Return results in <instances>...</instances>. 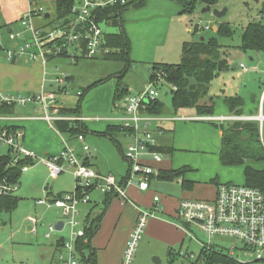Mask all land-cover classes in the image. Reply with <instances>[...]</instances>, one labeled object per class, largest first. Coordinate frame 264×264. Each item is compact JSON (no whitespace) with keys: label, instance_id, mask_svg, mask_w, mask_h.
<instances>
[{"label":"rangeland","instance_id":"rangeland-1","mask_svg":"<svg viewBox=\"0 0 264 264\" xmlns=\"http://www.w3.org/2000/svg\"><path fill=\"white\" fill-rule=\"evenodd\" d=\"M24 0H18L16 6L22 5ZM184 5L177 0H146L141 7L131 8L122 14V27L117 23L102 24V29L106 35L124 34L130 44L128 66L125 60L108 61L104 64V71L107 72L109 80L103 84L101 91L96 94H91V90L85 95L82 101V116L88 120L100 122L101 118L112 117L120 118L118 112H110L104 115L98 112L97 106L104 103L105 98L109 95V89L116 83L126 85L129 89V95L132 97H140L147 87L153 83L151 81L152 63L158 62L162 64H179L182 58V48L185 43H208L211 40L216 41L223 46V52L229 59L232 60L229 70L224 73H219L212 89V97L214 98V116L229 115L227 106L221 97L224 96L222 91H226L227 97H240L245 102V115L258 116L259 104L254 108L252 99L261 100L264 92V51L251 52L242 50V36L244 30L250 23L256 22L259 14H264L263 0H183ZM186 6V8H185ZM194 6V7H193ZM208 7L210 12H204ZM191 8V9H190ZM184 9H190L191 13L184 12ZM194 9V10H193ZM226 10L227 13L222 18H217L215 11ZM204 12V13H203ZM11 13V12H10ZM27 14L16 13L13 20H22ZM264 20V19H263ZM206 27L209 30H206ZM217 29L228 27L231 34L226 36L222 33L214 32L213 28ZM110 47V46H109ZM110 49L114 54H120L122 51L121 44H114ZM64 58L56 57L55 59ZM70 58V57H68ZM53 59V60H55ZM103 60V59H100ZM4 55H0V65L6 64ZM42 63V60H36L34 63ZM165 62V63H164ZM10 63V62H7ZM32 61L24 57L18 61V66L27 68L32 67ZM138 63V64H137ZM244 63L249 69L248 75H244L239 70H233L234 64ZM35 71V70H34ZM46 71V70H44ZM92 70L85 69L79 80L72 84H65L60 89L65 87L66 93L57 96L59 103L65 107L73 108L78 103V94L84 93L85 84ZM8 69L1 70L0 68V95L10 96L12 93H23L24 91L35 88L39 92L37 84L44 79L45 89L47 92H56L58 84L53 82L57 75L53 72H46L47 75L42 79L37 80V76L30 73L25 82L18 86L17 90H5L9 85L16 83L13 76H9ZM44 75L43 71L39 72ZM23 75V72L18 73ZM106 76V77H107ZM55 78V79H54ZM105 80V81H106ZM61 86V85H60ZM154 89L157 92L154 102L163 105L168 112L165 115L144 114L148 119H156L151 122L149 130L152 131L154 139L161 137L159 145H170L174 139L172 133H164L161 130L154 129L160 119H171L179 116L180 123L192 124L191 121H185L190 115H197V111L190 109H181L177 113L174 112L172 103V89L169 84L160 78L154 83ZM37 92V93H38ZM34 94V93H31ZM234 95V96H233ZM220 98V99H218ZM61 99V101L59 100ZM112 113V114H111ZM169 119V120H170ZM171 122V121H170ZM108 123L117 124L112 121ZM98 124V123H96ZM224 125L223 127H226ZM210 134L212 147H217L218 133L221 131L222 125L212 124ZM54 131H57L54 127ZM90 132L85 134V141H79L68 134H60L61 141L63 140L66 146L74 150L80 158H84L83 148L88 147L92 156L96 159L97 167L102 175L112 174L116 178L123 177L127 174V165L121 156V150L126 152L127 148L133 142L132 139L124 134H117L119 146L108 138L95 133V125L89 126ZM156 132V133H154ZM263 140H264V125H263ZM181 141L182 138L178 137ZM125 149V150H123ZM212 157L194 158L196 161H202L206 166L203 169L202 177H211L213 183L233 184L243 186L246 185L245 168L246 166L224 167L220 161H217V153L214 152ZM251 166L256 171L264 170V161L250 162ZM99 172V173H100ZM131 184V183H130ZM76 188V179L73 171H68L61 174L57 179L49 177L48 170L41 163H36L34 166H29L28 171L23 173L20 181L19 189L16 196L20 199L18 206L12 212L0 210V250H3V257L0 258V264H59V259L63 254L68 258V253L62 249L59 252L56 249V241L59 239L69 240L70 225H67L63 231L52 232L48 238L49 227L60 221L62 213L60 209L48 208L47 206L37 205L40 200L47 199L49 194L52 196L60 193H72ZM99 192H92L90 204L81 205V216L85 218L87 208L95 206L94 212H99L104 207V200L100 198ZM32 219L37 220V230H29L32 225ZM140 243L137 257L141 253ZM213 247L219 251L223 257L214 256L213 253H205V246ZM233 247L241 250L242 243L232 237L209 236L195 229L194 238L186 239L183 249L176 254L175 260H170L166 256L150 257V264L154 258H158L161 264H230L227 257ZM235 262L241 264H249L253 261L248 255L242 251H235ZM78 264H84L81 256L77 254Z\"/></svg>","mask_w":264,"mask_h":264},{"label":"built area","instance_id":"built-area-1","mask_svg":"<svg viewBox=\"0 0 264 264\" xmlns=\"http://www.w3.org/2000/svg\"><path fill=\"white\" fill-rule=\"evenodd\" d=\"M71 17L68 22L62 20L54 26L36 25L35 20H45L44 9H34V15L29 12L20 22L23 28L20 32H8L7 40H3V30L0 27V55L9 62L19 61L27 57L30 61L42 60L46 64L50 58L70 57L73 62L78 58L88 60L104 59L112 53L106 41V34L102 24H107L101 18L102 12L111 8H134L139 0H72ZM264 5V0H263ZM206 30H209L206 27ZM245 72V65L240 66ZM158 77L162 80L161 75ZM65 76L55 80L62 85ZM157 82V81H156ZM151 83L140 97L129 96L125 103V114L120 118L110 119L128 129V137L133 140L125 152V159L129 162L131 175L138 178V186L142 191L150 188V180L154 176L155 169L144 157L149 156L152 162H161L165 155L157 151L156 140L149 130L151 122L156 119L144 117L147 104L157 96ZM81 96V93L78 95ZM34 106L43 112L39 119L47 121L54 126L55 122H85L86 118L71 117L61 114L57 94L41 91L33 95H0V109L6 107L14 110ZM258 116H234L221 121H255L259 123L261 141L263 140L264 125V92L259 103ZM203 119V118H202ZM209 121L217 120L214 117L205 118ZM22 120L10 113L0 112V165L7 162V170L15 168L20 162L27 161L41 163L46 167L51 179H57L61 174L73 171L76 179V188L72 193L63 197H48L36 204L57 208L61 210L65 219L64 228L70 225L69 240L63 241L62 249L68 253V258L63 254L59 262L61 264H78L76 243L85 238L88 222L81 216V205L92 202L91 193L96 191L104 197L115 195L126 200V184L120 183L112 175L102 176L93 170L90 165L84 164V159H89L92 152L88 147L83 148L84 158L67 146L54 156H39L29 150L24 144L25 133L22 129L13 125ZM180 120V119H178ZM79 141H84V136H79ZM29 165H25L22 172L28 171ZM19 184L11 178L0 175V197H12L16 195ZM80 191H78V190ZM159 197L154 201L159 202ZM152 213L141 210L135 225L134 232L125 249L122 264H134L139 245L145 234L147 223ZM177 221L190 236L194 238L195 229L211 237H232L242 243L241 250L233 247L228 255L235 260V251H242L253 258L251 264H264V192L258 188L246 185L219 184L217 194L211 200H182L177 212ZM32 230H37V220L32 219ZM57 231L54 225L49 227L48 238L52 232ZM58 232V231H57ZM205 248H210L204 245Z\"/></svg>","mask_w":264,"mask_h":264},{"label":"crops","instance_id":"crops-1","mask_svg":"<svg viewBox=\"0 0 264 264\" xmlns=\"http://www.w3.org/2000/svg\"><path fill=\"white\" fill-rule=\"evenodd\" d=\"M16 1L18 0H0V27L3 30L4 41L7 40L8 32H20L23 30L20 25L21 19H12L16 13L20 12V14H28L30 10L41 7L44 9V19L49 20L51 18L53 20L56 17V4L62 0H24L23 4L20 6H16ZM47 15L49 16L48 18L46 17ZM263 19L264 14H259V16L257 17V21L264 22ZM35 23L37 26L45 24L44 20H42L41 18L35 20ZM53 59L55 58H50L46 64L33 62L32 67L27 68L18 66V61L7 63L9 61L4 58V60H6L7 62L4 65H0L1 70L5 71V69H8L9 76L17 78L16 83H11V85L4 89L15 91L18 89L19 85L21 86L22 83L25 82L24 80L30 73H33L34 76H37V80H39L42 79L43 76L45 77L47 75L46 72L48 71L53 73L57 72V75L54 76L56 79L61 76H65V81L62 84L63 86L67 83L73 84L74 81L79 80L82 77L83 74L81 73L85 71V69H88V71L91 69L92 71L89 73L90 76L87 79L84 90H87L90 87L99 84L91 89V94H96L97 92L104 89V87L102 88L101 86L107 81L105 83L101 82L111 76H107V72L103 70L105 67L103 63H108V61H106L105 59L88 60L78 58L76 62H73L68 57L59 58L58 60ZM228 60L229 63L227 69H224L220 73H224L226 72V70H229L230 65L233 62L229 58ZM153 64H158V62H153L152 66ZM242 64L245 65L244 63H241L238 64V68H233V66H235L234 64L232 66V69L239 70L242 74L248 75L246 73L249 72V69L246 67L248 69V72H245L240 67ZM21 71L23 72V75L18 76V73H21ZM40 71H43L44 75L41 76L39 73ZM218 77L219 75L217 76V78ZM216 79L213 81L211 88H213ZM55 80L53 82H55ZM44 85L45 81L43 79L41 83H38L36 85L37 88L40 89L39 92L35 91V88H32L30 90H26L28 89L26 88L24 91L28 92H13L12 95H30L31 93L37 94V92L40 93L41 91H46ZM62 85H58V90L54 92L57 94V96L59 94L66 93L65 87L60 89ZM116 87L117 83L110 87L109 95L105 98L104 103L101 106H97L98 112H101L104 115H108L110 112H114L113 101ZM59 89L62 90V92H59ZM222 93L224 94V96L221 98L222 100H224V97H227L228 93L226 91H222ZM210 96L212 97V89H210ZM59 100L61 101V99ZM259 103L260 101L252 99L254 108ZM59 104L62 108H68L61 103ZM123 109H125V104H123ZM190 110L196 111L195 109ZM115 112H118V115H120V117L124 114L119 111ZM244 112L245 111H243L242 116H253L252 114L245 115ZM80 114L82 116V112H80ZM194 114L184 119L185 121L193 122L192 124L180 123L178 119L182 118H180L179 116L171 119L169 118L170 120L164 118L160 119L154 129L161 130L164 133L170 132L172 133V135H174V139L172 140V143H169L170 145H159V140H161L162 138H156V146L161 149L173 150L174 153L172 155H165L164 159L161 162H152L149 156L144 157L145 161H148L153 166V168L155 169V173L160 174L164 171H176L184 168L190 169V171H188L184 176L174 179L173 181L161 180L158 178L159 176H154L150 180V188L147 191H142L137 184L138 178L131 175L129 162L125 159V152L121 151L122 159L127 165L128 170L125 176L119 177L117 179L120 183L126 184L125 190L127 198L126 200H123L119 197L113 198L108 209L103 215L99 230L91 241V248L95 251L96 264H122L125 249L132 233L134 232L139 212L141 210L151 212L152 216L148 220L145 234L142 238L143 242L142 247L140 248L141 253L138 255V257L136 255L134 264H150V257L162 256L163 258V256H166L167 258H170V254L174 255L173 260H175L176 254H178L179 251L183 249L184 243L186 239H188V234L186 230L182 228V226L178 223L176 218L180 202L182 200L214 199L217 194V186L219 185V183L217 182L213 183V180L210 179L211 177H202L201 172H203V169L206 166L202 161H196L194 158L188 157L191 156L200 159L204 157L210 158L214 155L213 153L216 152L217 161H220L223 136L222 130L218 133L219 136L217 139V147L214 146L212 149H206L207 146L212 147L210 134L214 136V133L211 131V126L214 123H220L221 125L226 124L229 121L223 122L221 121V119H228L235 116L230 112L227 116H214V113L205 116H199L198 113L194 116ZM13 115L22 119L20 121L14 122L13 125L24 131L25 146L29 150L35 152L37 155L44 157L58 155L66 147L65 142L63 140L61 141L58 131L53 130L54 126L50 125L43 119H39L43 116V112L39 108L34 106H29L26 108H16L13 110ZM108 116L101 118L100 122H95V120H90L89 122L85 121L84 124L88 130L86 134L90 132L89 126L95 125V133L108 138L107 136L101 134L105 133L110 126L115 125L112 123H108V121L110 122V119H116ZM207 117H214L217 120L209 121L205 119ZM178 137H181L182 140L179 141ZM85 138L86 137L84 135V141ZM116 139H118L117 134ZM83 155H85L84 152ZM88 163L93 170L102 175L99 171V168L97 167L96 159L94 160L92 158H89ZM155 197H159V202L156 203L154 201ZM100 198L104 200V197L100 196ZM94 207V205L91 207H83L87 208V213L85 215L86 219L88 218V216L97 215L102 211L101 210L99 212L93 213L95 209ZM59 222H65V219L61 217L60 221H58L56 224H58ZM29 230L32 231V227H30ZM60 240L63 239H59L56 241V249L59 252H61L62 250V248L58 246V241ZM59 264L61 263L59 262Z\"/></svg>","mask_w":264,"mask_h":264},{"label":"trees","instance_id":"trees-1","mask_svg":"<svg viewBox=\"0 0 264 264\" xmlns=\"http://www.w3.org/2000/svg\"><path fill=\"white\" fill-rule=\"evenodd\" d=\"M177 1H180L184 5V2H182L183 0ZM145 2L146 0H139V3L135 5L134 8L141 7ZM72 6V0H62L57 3L55 19L52 20L50 18L49 20H44V26H54L62 20L68 22L71 17ZM190 9H184V12H193ZM127 10H129V8H111L102 12L101 18L106 21L108 25L110 23L115 25L118 23L122 27L121 16L123 12ZM30 12L34 15V9L30 10ZM218 33H222L226 36H230L231 34L228 27L219 28ZM106 41L110 47L114 46V44H121L122 52L120 54L111 53L104 59L106 61L125 60L128 61L127 64L129 66L131 63L129 61L130 44L124 34L121 32L120 35H106ZM223 49L224 47L219 45L214 40H211L208 43H185L182 48V58L179 64H153L152 74L150 77L151 81H157L159 78L158 75H161L162 80L171 86L172 103L175 113L181 109H195L199 116L214 113L215 104L214 98L210 96V89L213 81L219 73L228 67V62ZM242 50L245 52L264 51L263 21L250 23L244 30L242 36ZM106 81L104 80L101 83H105ZM97 85L99 84L84 90V93H81V96L79 97L77 106L71 109L62 108L61 114L71 117H80L82 101L85 95H87L88 92ZM59 92H62V90L59 89ZM129 96L128 87L123 85L121 81L117 83L113 101L114 111H119L125 114L123 104L126 103V99ZM224 103L231 114H234L235 116L243 115L245 102L242 98L236 96L224 97ZM12 111L13 110L6 107L0 109V112L3 113H9ZM146 113L151 115H165L168 112L160 103L151 101L147 104ZM224 125L227 126L223 127ZM54 127L60 134H68L75 139H78L79 136H84L88 131L85 124L79 121H58L55 122ZM221 130L223 133L222 150L220 155L221 164L224 167L246 166V186L258 188L264 192V170L256 171L249 166L250 162L254 163L264 161V144L261 141L259 123L255 121H230L226 124H222ZM119 133L128 135V129L120 124H115L110 126L108 130L101 135L107 136L110 140L115 142L117 146H119L116 139V134ZM153 151H157L164 155H172L174 153L173 150H166L158 147L153 148ZM88 162L89 159H84L85 165H89ZM35 164L36 163L33 162L23 161L15 168L7 170V162H3L0 165V175L5 177L9 176L14 183H18L20 185V181L23 176V167L25 165L34 166ZM188 171H190L188 168L176 171H164L159 174L158 178L165 181H173L174 179L184 176ZM64 195L65 194L62 193L53 197L60 198ZM49 196L52 195L49 194ZM115 197L117 196H104V207L102 211L97 215L88 216L87 218L88 228L86 229V236L83 239H79L76 243V252L79 256H81L84 264H96L95 251L91 248V241L99 230L103 215L108 209L111 200ZM19 200L20 199L16 195L12 197H0V210H7L10 212L14 211L18 206ZM63 241L64 240L58 241V246L60 248H62ZM204 252L213 253L214 256L219 257L217 259H222L221 257H223L219 254V251L213 247L204 248ZM170 259L173 261V254H170ZM226 259L230 264H237L235 260L229 257Z\"/></svg>","mask_w":264,"mask_h":264},{"label":"water","instance_id":"water-1","mask_svg":"<svg viewBox=\"0 0 264 264\" xmlns=\"http://www.w3.org/2000/svg\"><path fill=\"white\" fill-rule=\"evenodd\" d=\"M211 11V8L210 7H208L204 12H210ZM203 12V13H204ZM226 13H227V11L226 10H223V11H215L214 12V14H215V16L217 17V18H222V17H224L225 15H226ZM47 18L49 17L48 15L46 16ZM213 31L214 32H217L218 31V29H217V27H214V29H213ZM239 67V65L238 64H235V66H233V68H238ZM56 229H57V231H62V229H63V227H64V222H59L58 224H56ZM4 253V251L3 250H0V258H2L3 257V254ZM153 263L154 264H161V261H160V259H158V258H154L153 259Z\"/></svg>","mask_w":264,"mask_h":264}]
</instances>
